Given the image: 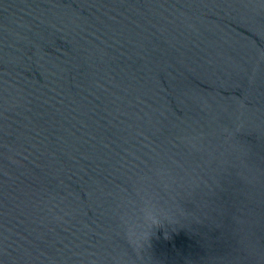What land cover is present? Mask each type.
<instances>
[{
  "label": "water",
  "instance_id": "95a60500",
  "mask_svg": "<svg viewBox=\"0 0 264 264\" xmlns=\"http://www.w3.org/2000/svg\"><path fill=\"white\" fill-rule=\"evenodd\" d=\"M0 264H264V0H0Z\"/></svg>",
  "mask_w": 264,
  "mask_h": 264
}]
</instances>
